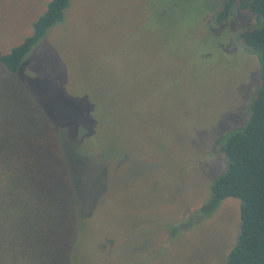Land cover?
Wrapping results in <instances>:
<instances>
[{
	"label": "rangeland",
	"instance_id": "rangeland-1",
	"mask_svg": "<svg viewBox=\"0 0 264 264\" xmlns=\"http://www.w3.org/2000/svg\"><path fill=\"white\" fill-rule=\"evenodd\" d=\"M51 1L0 0V54L33 34ZM227 1L71 0L25 58L21 82L84 156L74 171L90 210L74 264H226L240 202L201 208L226 168L218 145L246 119L260 75L241 39L259 18L235 8L219 22ZM1 73L4 95L14 80Z\"/></svg>",
	"mask_w": 264,
	"mask_h": 264
},
{
	"label": "trees",
	"instance_id": "trees-1",
	"mask_svg": "<svg viewBox=\"0 0 264 264\" xmlns=\"http://www.w3.org/2000/svg\"><path fill=\"white\" fill-rule=\"evenodd\" d=\"M70 2L52 0L34 22L33 34L9 53L0 54L1 74L14 80V90L4 85L0 95L5 102L0 107V194L5 201L0 209V264H74L81 219L90 210L82 208L75 179V171H83L82 151L65 147L50 107L20 80L25 58L64 20ZM235 8L259 18L257 28L241 35L250 56L258 60L259 83L246 119L218 145L226 168L201 211L209 216L223 201L239 200V234L226 264H264V0H228L219 22ZM193 225L182 224L174 232Z\"/></svg>",
	"mask_w": 264,
	"mask_h": 264
}]
</instances>
